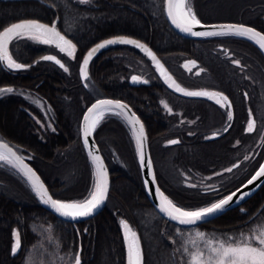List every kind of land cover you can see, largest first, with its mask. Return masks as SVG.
Instances as JSON below:
<instances>
[{
  "label": "trees",
  "instance_id": "16d2710c",
  "mask_svg": "<svg viewBox=\"0 0 264 264\" xmlns=\"http://www.w3.org/2000/svg\"><path fill=\"white\" fill-rule=\"evenodd\" d=\"M223 1L189 3L199 19L214 22L223 19ZM164 4L165 0H0V30L21 19H37L55 23L76 45L74 58H65L66 72L52 61L41 59L47 53L59 54L54 45L25 38L15 40L11 43L12 54L30 67L7 72L0 81L2 86L14 87L16 93L44 98L52 109V128L42 132L28 109L35 115L38 111L23 97L11 95L15 101L7 99L4 108L0 107V133L38 171L55 199L81 200L89 195L96 181L95 168L80 135L82 113L94 100L85 78L78 72L81 58L95 43L115 35L138 38L154 50L175 46L169 36L173 29L165 16ZM242 7L247 8V4ZM30 47L35 49L31 57L26 50ZM107 63L106 59L104 64ZM96 70L92 65L91 79L97 81L98 74L101 86L107 87L109 70ZM46 79L51 80L49 92L45 90ZM104 92L109 93L107 89ZM119 129L114 120L106 118L95 129V138L100 144V136L112 137L111 132ZM132 142L130 148L116 152L126 162V168L112 165L110 151H102L111 177L109 197L102 211L79 222L61 220L47 210L19 169L0 161V264H28L30 252L42 244L53 251L57 264H75L76 253L81 264H126L120 220H126L139 234L144 264H188L192 230L204 233L209 240H228L240 239L241 233L250 235L264 227V185L242 206L204 224L181 227L166 221L145 194L138 153ZM160 186L178 203L173 191L162 183ZM205 195L194 199V205H178L194 210L214 202V198ZM17 232L20 247L13 253Z\"/></svg>",
  "mask_w": 264,
  "mask_h": 264
},
{
  "label": "flooded vegetation",
  "instance_id": "af4514ba",
  "mask_svg": "<svg viewBox=\"0 0 264 264\" xmlns=\"http://www.w3.org/2000/svg\"><path fill=\"white\" fill-rule=\"evenodd\" d=\"M223 2V19L214 22L245 24L264 33V0ZM244 4H247V8L242 7ZM169 36L173 37L175 46L153 50L177 83L189 90L223 93L231 102L230 108L216 102L220 97L191 98L172 91L159 78L147 56L134 47L126 48L127 45L103 49L92 60L88 76L92 65L98 68L97 72L109 70L107 87L101 86L98 74L97 81H92L95 83V93L91 92L93 102L103 98L121 100L139 116L146 129L159 186L162 183L166 189L173 191L178 203L194 205V199L204 198L205 194L214 198L215 202L246 182L264 160V53L252 41L235 35L199 40L184 37L173 30ZM26 50L30 57L35 54L34 48ZM9 52L13 53L11 43ZM56 52L59 54L53 52L54 55L64 62L66 54L58 48ZM106 59L108 63L104 64ZM234 60L240 63L234 64ZM187 61H195V65L189 64L185 68ZM64 65L68 66L65 62ZM16 71L0 62V81L7 72ZM133 76L141 77V81L133 82ZM33 82H36L35 74ZM50 83L51 80H45L46 92L51 90ZM7 87L11 86L0 84V88ZM11 88L13 92L0 95V107L4 108L7 99L15 101L11 95L23 97L34 111H38V115H35L28 109L29 116L42 127V132L52 128V109L44 98L26 92L16 93L15 88ZM106 89L109 93L104 92ZM161 101L171 108V112ZM229 111L232 113L231 120L228 119ZM106 118L118 124L120 129L111 134L120 136V139L113 140L104 134L100 136V144L95 138L96 142L101 152L110 151L112 165L126 168V162L116 152L130 148L131 139L137 150L132 129L120 116L106 113ZM250 118L254 121L252 132L247 131ZM93 134L95 137V131ZM0 139L9 143L1 133ZM170 140L178 143L169 144ZM246 156L248 159H245ZM103 157L106 161V156ZM233 164L238 167L231 172L224 171ZM161 189L165 193L163 187Z\"/></svg>",
  "mask_w": 264,
  "mask_h": 264
},
{
  "label": "snow or ice",
  "instance_id": "6c2138e0",
  "mask_svg": "<svg viewBox=\"0 0 264 264\" xmlns=\"http://www.w3.org/2000/svg\"><path fill=\"white\" fill-rule=\"evenodd\" d=\"M166 11L171 23L183 32L190 33L194 36H240L255 42L260 49L264 50V33L244 24L212 25L211 27L218 29V31H194L197 26H202V21L198 18L196 12L191 7L189 0H166ZM21 38H28L45 45H54L60 52L65 53L68 57L74 58L76 53V45L57 29L55 23L48 25L41 23L38 20H20L19 22L12 23L0 30V62L4 63L9 69L19 70L28 67V65L18 63L9 52L10 43ZM117 43L134 45L136 48L143 50L155 63L160 75L164 77L167 82H169V86L173 87L175 91L181 92L186 96L220 97V99H217L216 101L218 104H222V106L226 104L229 108L231 107V102L228 101V97L224 96L223 93H210L206 90L189 91L181 87L175 80L172 79L163 64H161L159 59L156 57L155 53H153L146 44L124 36H117L112 39L104 40L89 50L83 57L80 66V74L82 78H88V66L93 56L100 49ZM41 59L45 61H54L56 64L60 65L64 71H68V68L65 67V65L61 63V60L56 56L47 55L41 57ZM233 63L239 64L240 61L234 60ZM189 64L194 66L195 61H187L184 67L187 68ZM201 71H203V69H201ZM131 79L133 82L141 81V77L139 76H133ZM143 82L147 83L148 81ZM11 92H13L11 87L0 88V95ZM161 103H164V106L168 108V105L165 102L161 101ZM168 110L171 112V108H168ZM106 113L120 116L130 125L135 137L141 165L148 170L149 175L152 176V182L154 183L155 175L152 172V161L150 158H146L144 151V144L147 139L144 125L141 123L139 117H137L134 112H131L129 106L121 100H97L87 109L83 116V143L86 148H89L88 155L95 165L96 175V181L93 189L87 197L81 200L71 201L54 199L53 194L49 193L40 177L27 164H25L23 158L17 155L16 152L13 151L8 144L4 143L2 139H0V161H6L18 168L30 182L33 191L40 198V200L44 204L49 205L61 216L72 217L73 219L91 216L104 202L108 193L109 181L107 170L104 166L102 158L92 150L95 148V142L93 141L91 145L89 144V137L95 131L100 122L105 118ZM249 115L251 117V112ZM228 119H232L231 111L228 112ZM253 129L254 121L250 118L247 131L252 132ZM168 143L175 144L178 143V141L170 140ZM245 159H248V157L246 156ZM236 167H238V165L233 164L231 168H227L224 171L231 172L233 168ZM261 177H264V164H261L255 174L247 180V185H252ZM146 183H148V181H146ZM247 185H242L241 187H246ZM240 192L241 189L237 188L235 191L223 196V198H220L207 206L198 207L194 210H186L185 207L177 206V204L165 195L159 187L156 188V193L159 197L160 211L165 213L170 219L178 221L182 225H194L199 221L205 220L207 217L223 211L230 205L231 202H233L234 197H236ZM243 195H247V193H243ZM120 223L124 231V238L127 245L128 264H142L143 253L139 237L136 232L131 229L126 220H121ZM14 235L15 243L12 248L13 253H15L20 247L19 233H14ZM196 235L200 238L204 237V233L202 232H197ZM205 248L207 250V255H205V251L203 250H197L190 253L191 264H264V227L259 228L258 231L254 230L250 235L241 233L240 239L229 237L228 240H208ZM185 251L187 252L188 249H185ZM74 260L75 264H81L79 253L75 254Z\"/></svg>",
  "mask_w": 264,
  "mask_h": 264
},
{
  "label": "water",
  "instance_id": "95a60500",
  "mask_svg": "<svg viewBox=\"0 0 264 264\" xmlns=\"http://www.w3.org/2000/svg\"><path fill=\"white\" fill-rule=\"evenodd\" d=\"M164 9H165V16H166V18H167V21H168V23H169V25L172 27V29L173 30H175L176 32H178L179 34H181L182 36H184V37H188V38H194V39H201V38H206V37H211V36H194V35H191L190 33H186V32H183V31H181L179 28H177V27H175L172 23H171V21H170V19L168 18V16H167V11H166V0H165V4H164ZM21 20H26V19H21ZM27 20H30V19H27ZM31 20H37V19H31ZM20 20H18V21H15V22H12V23H16V22H19ZM38 21H40V20H38ZM41 23H44V24H48V25H52V24H49V23H46V22H43V21H40ZM11 23V24H12ZM222 24H239V23H229V22H211V23H202V26H197L195 29H194V31H201V32H208V31H218V29H214V28H212L211 26L212 25H222ZM245 25V24H244ZM246 26H248V25H246ZM57 27V26H56ZM251 27V26H250ZM57 29H58V27H57ZM59 30V29H58ZM257 30V29H256ZM60 31V30H59ZM257 31H259V30H257ZM63 35H65L62 31H60ZM261 32V31H260ZM66 36V35H65ZM117 36H124V37H127V38H130V39H134V40H138V41H140L141 43H143V44H146L147 46H148V48H150L151 50H152V52L153 53H155V55H156V57L159 59V61H160V63L161 64H163V66H164V68L167 70V72H168V74L172 77V79L173 80H175V78H173L174 76L171 74V72L168 70V68H166V66H165V64L163 63V61L160 59V57H158V55H157V53L147 44V43H145V42H143V41H141V40H139V39H136V38H133V37H131V36H127V35H115V36H111V37H108V38H105V39H102V40H100L99 42H97V43H95L91 48H89L88 50H86V53L84 54V56L87 54V52L89 51V50H91L92 48H94L97 44H99V43H101V42H103L104 40H107V39H112V38H114V37H117ZM216 36H219V35H216ZM68 39H70L68 36H66ZM71 40V39H70ZM249 40V39H248ZM251 41V40H250ZM253 42V41H252ZM254 44H256L255 42H253ZM116 45H127V46H131V47H134V48H136L134 45H129V44H119V43H117V44H113V45H108L107 47H105V48H103V49H105L106 50V48H108V47H111V46H116ZM257 45V44H256ZM258 46V45H257ZM259 47V46H258ZM103 49H100L94 56H93V58H92V60H94L95 58H96V56L99 54V53H101L102 51H103ZM136 49H138V48H136ZM140 52H142L144 55H146V53L143 51V50H141V49H138ZM262 50V49H261ZM262 52L264 53V50H262ZM47 55H53V56H56V55H54V53L53 54H47ZM47 55H44V56H47ZM83 56V57H84ZM147 56V55H146ZM57 57V56H56ZM58 59H60L59 57H57ZM147 58L150 60V62H151V64H152V66L154 67V69H155V71H156V73L158 74V76H159V78H161L163 81H164V83L166 84V86L169 88V89H171L172 91H174V92H176V93H178V94H181V95H184L183 93H181V92H177V91H175V89L173 88V87H170L169 86V82H167L165 79H164V77H162L161 75H160V72H159V70L156 68V66H155V63L151 60V58L150 57H148L147 56ZM61 60V59H60ZM82 60H83V58H82ZM82 60H81V62H80V66H81V63H82ZM92 60L89 62V66H88V70H89V67H90V65H91V63H92ZM53 63H55L54 61H53ZM61 63H63L64 64V62L61 60ZM58 65V64H57ZM60 66V65H59ZM80 66H79V73H80ZM176 81V80H175ZM176 83H177V81H176ZM187 90H189V89H187ZM189 91H200V90H189ZM184 96H186V95H184ZM191 98L192 97H198V98H207V96H190ZM103 99H110V98H103ZM100 100V99H99ZM112 100H115V99H112ZM96 101H94V102H92V104H94ZM123 103H125V102H123ZM91 104V105H92ZM126 105H128L127 103H125ZM91 105L89 106V107H91ZM129 106V105H128ZM88 107V108H89ZM87 108V109H88ZM129 108H130V110H131V112H134L133 111V109L129 106ZM87 109H86V111H87ZM85 111V112H86ZM85 112L83 113V116H84V114H85ZM135 113V112H134ZM136 114V113H135ZM136 116L137 117H139L137 114H136ZM140 119V118H139ZM141 121V120H140ZM82 123H83V117H82V119H81V125H80V127H81V138H82V141H83V133H82ZM141 123H143L142 121H141ZM144 125V124H143ZM145 128V127H144ZM94 133V132H93ZM92 133V135L89 137V144L91 145L92 143H93V141L95 142V148L94 149H92L94 152H96V154H98L101 158H102V160H103V163H104V166H105V168H106V170H107V174H108V181H109V183H108V193H107V196H106V199L104 200V202L94 211V213L91 215V216H87V217H79V218H76V219H73L72 217H66V216H61L59 213H57V212H55L49 205H47V204H44L41 200H40V198L38 197V199L40 200V202L44 205V207H46L47 208V210H49V211H51L53 214H55L57 217H59V218H61V220H66V221H70V222H79V221H82V220H86V219H89V218H91V217H94L95 215H97L100 211H102L105 207L104 206H106V203H107V200H108V197H109V193H110V185H111V177H110V171H109V168H108V165H106L107 163H106V161H105V159H104V157H103V155H101L102 154V152H101V150H100V148H99V146H98V144H97V142H96V139H95V137H94V134ZM145 133H146V129H145ZM146 137H147V139H146V141H145V144H144V151H145V154H146V158H150L151 159V161L153 162V160H152V157H151V152H150V147H149V142H147L148 141V136H147V133H146ZM4 143H6V144H8V146L9 147H11L12 149H13V151H15L16 152V154L17 155H19V156H21L22 158H23V161H24V163L25 164H27L39 177H40V179H41V181L44 183V185H45V187L48 189V191H49V193L50 194H52L51 193V191H50V189L48 188V186H47V184L45 183V181L42 179V176L38 173V171L36 170V169H34V167L28 162V160H26V159H24V157L17 151V149H14V147L12 146V145H10L9 143H7L6 141H3ZM84 145V144H83ZM85 146V145H84ZM85 149L87 150V153L89 152V148H86L85 147ZM136 153H138V151L136 152ZM91 159V158H90ZM92 161V160H91ZM92 163H93V161H92ZM138 164H139V168H140V174H141V177H142V181H143V186H144V189H145V194L147 195V197H148V199H149V201H150V203H151V205H153V207L155 208V211H157L158 213H159V215H161L163 218H165L166 219V221L168 220V221H170V222H172V223H174V224H178L179 226H181V227H194V226H197L198 224L200 225V224H204L205 222H209L210 220H212V219H214V218H216V217H218L219 215H221V214H223V213H225V212H227L228 210H231V209H233V208H235V207H238V206H241V205H243L248 199H250L252 196H254L258 191H259V188H261L263 185H264V177H261V178H259L257 181H255L252 185H247V181L246 182H244L242 185H247L246 187H241V186H239L238 188H240L241 189V192L240 193H238L237 194V196L236 197H234V199H233V202H231L230 203V205L229 206H227L223 211H221V212H218V213H216L215 215H213V216H210V217H207L205 220H203V221H199V222H197L196 224H194V225H182V224H180L178 221H175V220H172V219H170L165 213H163V212H161L160 211V208H159V197H158V194L156 193V188L157 187H159L160 188V190L162 191V189H161V187L159 186V183H158V181H157V177H156V173H154L155 172V168H154V163H152V172L154 173V175H155V182L153 183L152 182V176L151 175H149V173H148V170L146 169V168H144V167H142V165H141V162H140V160H139V154H138ZM261 164H264V160H263V162L261 163ZM92 166H94V168H95V165H94V163H93V165ZM18 169V168H17ZM258 169H259V167H258ZM257 169V170H258ZM22 173V172H21ZM23 174V173H22ZM255 174V173H254ZM253 174V175H254ZM24 176V175H23ZM96 176V175H95ZM25 177V176H24ZM26 178V177H25ZM251 178V177H250ZM250 178H248V179H250ZM26 180H27V178H26ZM28 181V180H27ZM146 181H148V183H146ZM29 184H30V182H29ZM31 185V184H30ZM32 187V186H31ZM33 190V189H32ZM236 189H234V191H235ZM163 192V191H162ZM233 192V191H232ZM243 193H247V195H243ZM230 194V193H229ZM166 195V194H165ZM53 198H54V196H53ZM55 199V198H54ZM129 224V223H128ZM129 226L131 227V225L129 224ZM131 229L134 231V232H136V230L133 228V227H131ZM123 233H124V231H123ZM136 234H137V236L139 237V234L136 232ZM124 240H125V238H124ZM139 240H140V246H142V243H141V239H140V237H139ZM125 244H126V242H125ZM141 249H142V253H143V247H141ZM126 264H128V261H127V245H126ZM142 264H144V253H143V262H142Z\"/></svg>",
  "mask_w": 264,
  "mask_h": 264
},
{
  "label": "rangeland",
  "instance_id": "374dc122",
  "mask_svg": "<svg viewBox=\"0 0 264 264\" xmlns=\"http://www.w3.org/2000/svg\"><path fill=\"white\" fill-rule=\"evenodd\" d=\"M64 58H66V60L67 59L68 60L73 59L72 57H68L67 55ZM84 81L87 82L86 84L88 85L89 90L92 93H95V83L92 82L93 80L91 79L90 75ZM111 139H113V140L117 139V141H118V139H120V136L113 135L111 137ZM120 222H121V220H120ZM197 232H198L197 230H192V233H189V234H191V239L188 242V245H190V247L192 248L190 253L195 252L197 250H203V251H205V255H207V250L205 248V245L209 239H206L204 237L203 238L198 237L196 235ZM45 245L46 244H42V246L40 245L37 248H35L32 252H30L31 254H30V257L28 260V264H57L58 263L53 259V251L49 248H46ZM189 257H190V259L188 260V262H189L188 264H191V255ZM54 261H55V263H54Z\"/></svg>",
  "mask_w": 264,
  "mask_h": 264
}]
</instances>
